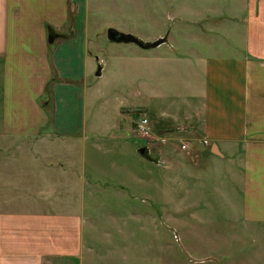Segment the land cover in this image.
Listing matches in <instances>:
<instances>
[{
  "label": "rangeland",
  "instance_id": "1",
  "mask_svg": "<svg viewBox=\"0 0 264 264\" xmlns=\"http://www.w3.org/2000/svg\"><path fill=\"white\" fill-rule=\"evenodd\" d=\"M82 1L77 2L81 3V11ZM85 1L88 28L77 32L78 39L70 47L71 53L76 42H83L79 38H86L84 66L59 62L58 69L68 73L53 87L51 96L44 94V98H53V106L44 103L46 117L51 113V121L41 128V132L49 130L55 137L48 134L37 149L41 150L43 161L65 155L63 165L73 172V187L78 190L71 191L69 198L84 204L82 243L92 233L104 238L93 245L99 254L96 264H103L107 258L104 254L113 249L119 251L120 257H126L124 254L132 245L137 248L134 264H264V224H249L240 218L239 195L229 175H216L221 171L215 172L211 167L202 176L195 174V180H186L189 190L184 192L176 183L189 175L173 172L168 160L158 153V147L165 145L163 153L172 164L176 160L184 162L183 156L187 155L192 164L202 163L189 146H180L186 141L177 142L163 128L161 133L156 132L160 126L172 123L169 117L159 114V109L167 108L176 94L179 96L182 80L177 77L176 65L171 66L168 59L161 62L148 57H154L158 50L173 52L172 49L163 44L142 48L134 42L111 41L105 36V28L112 26L152 41L158 37H149L160 27L164 33L170 31L171 42L172 38L176 40L171 47L188 55L190 45L203 55L231 53L234 48L230 41L235 44L238 38L228 32L234 24L225 18L228 2ZM237 1L233 0L236 16L243 11ZM214 7L216 13L209 17L215 20H203L205 14L201 16L199 12ZM56 8L61 9L58 0ZM162 55L168 58L170 54ZM97 65L99 74L95 75ZM143 116L148 120V136L132 130L134 121ZM7 144L0 141L3 149ZM16 145L8 151L9 155L0 152L1 163L7 162L2 168L10 170L11 162H34L35 150L30 144ZM142 145L146 146L145 154L137 151ZM14 150L16 153L12 154ZM48 151H54L53 155L49 156ZM112 257L115 261L108 264H128L119 256Z\"/></svg>",
  "mask_w": 264,
  "mask_h": 264
},
{
  "label": "crops",
  "instance_id": "2",
  "mask_svg": "<svg viewBox=\"0 0 264 264\" xmlns=\"http://www.w3.org/2000/svg\"><path fill=\"white\" fill-rule=\"evenodd\" d=\"M58 1L61 9L56 8L57 0H0V141L8 143L4 149L0 146V152L9 155L11 147H22L18 144L23 143L35 150L32 165L11 162L9 170L2 168L7 162L1 163L0 159V264H96L99 254L93 245L104 240L92 233L82 243L84 204L69 198L71 191L78 190L73 187V172L63 165L65 155L43 161L42 152L37 149L48 134L55 137L49 130L41 132L48 123L44 103L53 106L51 95L44 98L45 84H50L53 94V87L68 73L58 69L59 62L84 66L86 38H79L83 42H76L71 53L70 47L78 39L77 32L88 28L86 10L84 13L87 1H82V11L78 0ZM224 1L229 6L225 5V18L234 23L228 32L238 38L235 44L230 41L234 48L231 53L203 55L190 45L188 55L184 50L173 49L176 40L172 38L171 42L170 31L164 33L160 27L149 37L163 38L150 47L163 44L173 52L158 50L148 58L161 62L168 59L171 66L176 65L177 77L182 80L179 96L176 94L167 108L159 109V114L169 117L172 123L160 126L156 132L161 133L163 128L177 142L186 141L189 151L196 152L202 163L192 164L188 155L177 150L187 160L172 164L163 153L165 145L158 147V153L168 160L173 172L189 175L176 183L184 192L189 190L186 180H195L196 175L202 176L211 167L215 172L221 171L216 175L228 174L239 195L238 215L244 222L262 226L264 0L237 1L243 10L237 16L233 0ZM215 13L216 7L199 12L201 16L205 14L203 20H215L209 17ZM49 29L57 33L50 42ZM162 53L170 55L167 58ZM180 63L186 66L183 68ZM176 131L181 134L175 135ZM53 152L48 151V155ZM15 153L16 150L12 152ZM104 255L107 258L103 264L115 261L114 255L134 264L137 248L130 246L126 257H120L116 249Z\"/></svg>",
  "mask_w": 264,
  "mask_h": 264
},
{
  "label": "water",
  "instance_id": "3",
  "mask_svg": "<svg viewBox=\"0 0 264 264\" xmlns=\"http://www.w3.org/2000/svg\"><path fill=\"white\" fill-rule=\"evenodd\" d=\"M57 33L51 31L50 29L47 31V41H52V39L54 38V36H56ZM105 36L107 39L111 40V41H123V42H134L137 45H139L140 47L146 48V47H150V46H154L156 44H158L159 42H161L163 40V38H157L154 39L152 41H147V40H141L140 38L136 37L135 35L128 33V32H123L120 31L112 26H107L105 28ZM99 65L96 66V70L94 71L95 75L99 74ZM137 151L140 154H145L146 151V146L142 145L139 146L137 148Z\"/></svg>",
  "mask_w": 264,
  "mask_h": 264
},
{
  "label": "built area",
  "instance_id": "4",
  "mask_svg": "<svg viewBox=\"0 0 264 264\" xmlns=\"http://www.w3.org/2000/svg\"><path fill=\"white\" fill-rule=\"evenodd\" d=\"M148 120L146 117H138L133 124L132 130L140 136H148L149 134ZM162 141V140H161ZM206 140H203L205 142ZM182 148H187L188 143H181Z\"/></svg>",
  "mask_w": 264,
  "mask_h": 264
},
{
  "label": "trees",
  "instance_id": "5",
  "mask_svg": "<svg viewBox=\"0 0 264 264\" xmlns=\"http://www.w3.org/2000/svg\"><path fill=\"white\" fill-rule=\"evenodd\" d=\"M50 91H51L50 90V84L49 83H46L45 86H44L43 92H44V94H45V92H47L49 95H51V92ZM50 118H51V113L49 115H47V122H50L51 121Z\"/></svg>",
  "mask_w": 264,
  "mask_h": 264
}]
</instances>
